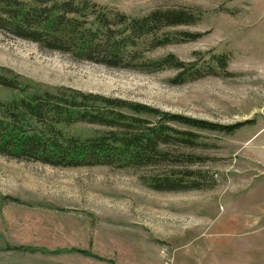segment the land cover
Segmentation results:
<instances>
[{
	"label": "rangeland",
	"instance_id": "374dc122",
	"mask_svg": "<svg viewBox=\"0 0 264 264\" xmlns=\"http://www.w3.org/2000/svg\"><path fill=\"white\" fill-rule=\"evenodd\" d=\"M93 1L131 16L187 10L192 23L162 28L172 41L146 56L205 64L223 53L226 70L174 83L171 68L79 60L0 29V74L240 125L229 134L192 129L197 143L163 144L164 159L141 167H58L0 154V264H264V0ZM17 95L0 85V100ZM60 126L80 136L99 129ZM150 178L183 187L156 190Z\"/></svg>",
	"mask_w": 264,
	"mask_h": 264
},
{
	"label": "trees",
	"instance_id": "16d2710c",
	"mask_svg": "<svg viewBox=\"0 0 264 264\" xmlns=\"http://www.w3.org/2000/svg\"><path fill=\"white\" fill-rule=\"evenodd\" d=\"M192 17L183 8L131 16L93 0H0V29L10 35L106 66L151 72L171 68L176 70L171 79L174 83L216 74V69L227 67L223 53L210 55L205 64L183 61L171 53L159 58L146 56L172 41L162 28L188 25ZM189 35L196 38L200 34L183 36ZM0 85L18 93L0 100V154L52 166H148L164 159L163 144L175 139L197 143L192 129L229 134L240 125L213 123L69 87L52 90L22 81L17 74H0ZM78 122L99 129L80 136L60 126ZM145 183L156 190L183 187L176 178H150ZM74 251L90 254L83 249Z\"/></svg>",
	"mask_w": 264,
	"mask_h": 264
}]
</instances>
